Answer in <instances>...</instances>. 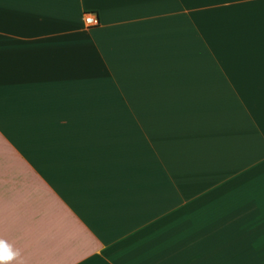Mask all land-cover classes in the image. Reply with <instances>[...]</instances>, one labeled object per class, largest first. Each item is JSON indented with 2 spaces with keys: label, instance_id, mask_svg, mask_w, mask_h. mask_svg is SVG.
I'll list each match as a JSON object with an SVG mask.
<instances>
[{
  "label": "crops",
  "instance_id": "obj_1",
  "mask_svg": "<svg viewBox=\"0 0 264 264\" xmlns=\"http://www.w3.org/2000/svg\"><path fill=\"white\" fill-rule=\"evenodd\" d=\"M0 240L264 264V0H0Z\"/></svg>",
  "mask_w": 264,
  "mask_h": 264
},
{
  "label": "clouds",
  "instance_id": "obj_2",
  "mask_svg": "<svg viewBox=\"0 0 264 264\" xmlns=\"http://www.w3.org/2000/svg\"><path fill=\"white\" fill-rule=\"evenodd\" d=\"M18 256V251H13L11 245L0 240V264H11Z\"/></svg>",
  "mask_w": 264,
  "mask_h": 264
},
{
  "label": "built area",
  "instance_id": "obj_3",
  "mask_svg": "<svg viewBox=\"0 0 264 264\" xmlns=\"http://www.w3.org/2000/svg\"><path fill=\"white\" fill-rule=\"evenodd\" d=\"M98 20L97 18L95 17V15L91 12H86L84 14V23L87 25V26H93L95 24H97Z\"/></svg>",
  "mask_w": 264,
  "mask_h": 264
},
{
  "label": "rangeland",
  "instance_id": "obj_4",
  "mask_svg": "<svg viewBox=\"0 0 264 264\" xmlns=\"http://www.w3.org/2000/svg\"><path fill=\"white\" fill-rule=\"evenodd\" d=\"M221 233H224V232H221Z\"/></svg>",
  "mask_w": 264,
  "mask_h": 264
}]
</instances>
